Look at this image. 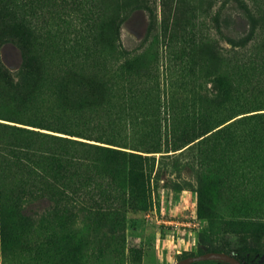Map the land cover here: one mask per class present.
Here are the masks:
<instances>
[{"label":"rangeland","instance_id":"1","mask_svg":"<svg viewBox=\"0 0 264 264\" xmlns=\"http://www.w3.org/2000/svg\"><path fill=\"white\" fill-rule=\"evenodd\" d=\"M248 2L251 40L238 0H0V63L17 72L24 46L40 68L17 90L0 80V264H174L240 247L263 263L264 0ZM79 81L101 84V114L67 108L60 89L74 97ZM211 85L228 88L222 101L204 99ZM91 125L104 129L79 136ZM107 139L140 156L110 158L94 146ZM128 165L144 175L114 171Z\"/></svg>","mask_w":264,"mask_h":264},{"label":"trees","instance_id":"2","mask_svg":"<svg viewBox=\"0 0 264 264\" xmlns=\"http://www.w3.org/2000/svg\"><path fill=\"white\" fill-rule=\"evenodd\" d=\"M238 3L240 5V7L245 10V12L248 14V19H249V24H250V28L248 29V31L246 32V34L242 37V39H254V37L257 36V22H258V17L256 16V14L252 11V7L249 4L248 0H238ZM21 21V20H20ZM22 24H24L23 21H21ZM22 27V26H20ZM23 31V30H21ZM18 33L16 32L15 34H8L6 36H9V38L13 37V38H23V36L19 37L16 36ZM22 51H23V55L25 58V63L22 66L21 69H19L17 72H10L9 70H7L5 67H3V65L0 63V80H4V82L6 83V85L8 86V88L10 89H14L17 90L19 89L18 86L20 85V81H24V80H35L36 76L39 74L40 75V68H32V56L30 55L28 49L24 46H22ZM127 69H130V67H126ZM69 73L73 72L72 69L68 70ZM16 79V80H15ZM223 82V81H222ZM36 83V82H35ZM228 84V82H226V85ZM210 89H205V93H204V99L209 101V102H214V101H222L224 99L225 94L228 91L227 87H218L216 85H211ZM129 89V92H127V97L123 98V103L125 105H127L128 109H133V107H136L138 105V101L133 100L134 96L131 95V93L133 92V89H131L130 87L127 88V90ZM34 91V90H32ZM60 93L62 94L64 101L66 102V106L68 107H72L74 105H76V110L82 112V113H87V112H91L92 116H95L97 114H101V108H103V104H104V100L101 99L103 97V90L101 89V84L97 83V82H85V81H79L78 83V90L76 92V96L71 97L70 98V94H68L67 89L63 86L60 89ZM74 98H77V104H74ZM101 99V100H100ZM106 103H110L109 98H106ZM107 110V108H104ZM89 123V122H88ZM114 123V126L116 127V123ZM230 123V122H229ZM228 123V124H229ZM225 125V126H212V127H208L206 129H202L203 131H201V134H205L202 136V140H206L210 137H212V135H220V133L226 131V129H228L231 124L229 125ZM88 125V124H86ZM100 129H104L99 125H91L89 126L87 129H84V131H82L81 134L83 135H79L81 137L84 138H88V139H93L92 136V132H97V133H101ZM114 129V127H113ZM89 130L91 133H88ZM185 136V133H183ZM98 140V139H96ZM109 141H101V142H106L108 145L104 146V145H94L97 148H101L104 149L107 152V155L112 158V159H118V156H127L129 159L130 157H136V156H140L138 153H134L132 151H126V150H122V149H118L115 147H112V145H118V146H122L120 145L121 142H123L122 140H115V139H107ZM74 143L78 144V145H88L90 146L91 143H87L85 141L82 140H77V139H73L72 140ZM99 141V140H98ZM119 142V143H118ZM118 143V144H117ZM92 146V145H91ZM64 160V163H61V166L64 167L65 169H68L69 164H76L79 165L81 164V160H73L70 158H62ZM114 171L116 173H124L126 175H128L129 177L132 175H135L137 173H140L141 175H144L143 171H141V168L139 169L138 167L134 166V165H128L127 167H125L124 169H119V168H114ZM39 177V174H37ZM43 176V175H40ZM1 180L4 179V177L2 175H0ZM44 178V177H42ZM200 205V204H199ZM202 210H206V205L205 203L201 202V206H199V211L202 212ZM200 219V218H199ZM209 250H219V251H224V250H220V249H209L206 248V251ZM205 252V251H203ZM227 252V251H226ZM263 250L257 249L255 247H240L235 249L234 251V255L243 263V264H264L263 263H258V258L257 256L262 255ZM230 253V252H229ZM187 264H231L230 262L227 261H223V260H218V259H205V260H198V261H192L189 262Z\"/></svg>","mask_w":264,"mask_h":264},{"label":"water","instance_id":"3","mask_svg":"<svg viewBox=\"0 0 264 264\" xmlns=\"http://www.w3.org/2000/svg\"><path fill=\"white\" fill-rule=\"evenodd\" d=\"M218 259L230 262L231 264H243L233 253L219 250H209L198 254L184 256L178 259L174 264H187L192 261Z\"/></svg>","mask_w":264,"mask_h":264},{"label":"built area","instance_id":"4","mask_svg":"<svg viewBox=\"0 0 264 264\" xmlns=\"http://www.w3.org/2000/svg\"><path fill=\"white\" fill-rule=\"evenodd\" d=\"M196 220H198V219L195 218V221L188 220V221H184L182 223L185 224V226H197L198 225V221H196Z\"/></svg>","mask_w":264,"mask_h":264}]
</instances>
